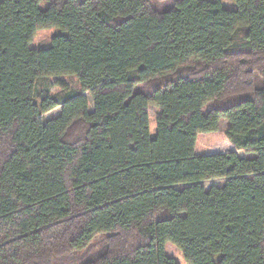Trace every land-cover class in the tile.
I'll use <instances>...</instances> for the list:
<instances>
[{
    "label": "trees",
    "instance_id": "obj_1",
    "mask_svg": "<svg viewBox=\"0 0 264 264\" xmlns=\"http://www.w3.org/2000/svg\"><path fill=\"white\" fill-rule=\"evenodd\" d=\"M44 1L0 2V264H264V0Z\"/></svg>",
    "mask_w": 264,
    "mask_h": 264
},
{
    "label": "rangeland",
    "instance_id": "obj_2",
    "mask_svg": "<svg viewBox=\"0 0 264 264\" xmlns=\"http://www.w3.org/2000/svg\"><path fill=\"white\" fill-rule=\"evenodd\" d=\"M2 0H0L1 2ZM54 0H49V1H44L42 3H40V8L41 9H45L47 7V5L51 2H53ZM152 1V0H150ZM222 5L227 8V9H234V3L232 2V0H221ZM58 30L55 28H51V29H45V30H41L37 33L31 47L32 48H41V47H47L50 45L52 38L57 35ZM56 80H63L65 83H67L69 85L70 88H73L76 91L80 90V86L77 83V81L74 78L71 77H61L59 79H55V80H51L50 84L53 85L54 82ZM52 92L53 93H60V89H58L57 87H52ZM89 100H90V107L92 109L93 107V100L91 98V96L89 94H87ZM60 110L61 107H57L53 110H51L50 112H48L47 114L44 115L45 119H52L57 117L60 114ZM160 109L156 108V107H150L149 108V114H150V132L151 134H155L156 133V120L158 118V116L160 115ZM228 127V122L226 121H222L221 122V131L225 132L226 129ZM229 142L226 140L223 141H218L216 142L215 146H214V150L211 152H216V151H224L227 150L229 147ZM238 154L242 157H248L249 155L247 153H245L244 151H238ZM226 183L225 179H213V180H209L206 181L204 183V185L206 186L207 189L213 187V186H217V187H221ZM104 239V236L97 238L96 242H99L101 240ZM166 253L167 255L174 259L175 261H177L179 264H187L182 256V253L172 244H167L166 245Z\"/></svg>",
    "mask_w": 264,
    "mask_h": 264
}]
</instances>
